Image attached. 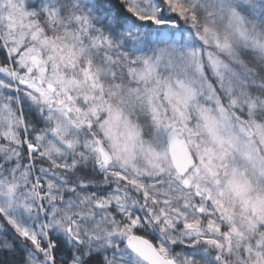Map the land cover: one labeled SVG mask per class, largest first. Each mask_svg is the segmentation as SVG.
<instances>
[{
    "label": "snow or ice",
    "instance_id": "obj_1",
    "mask_svg": "<svg viewBox=\"0 0 264 264\" xmlns=\"http://www.w3.org/2000/svg\"><path fill=\"white\" fill-rule=\"evenodd\" d=\"M0 264H264V0H0Z\"/></svg>",
    "mask_w": 264,
    "mask_h": 264
}]
</instances>
